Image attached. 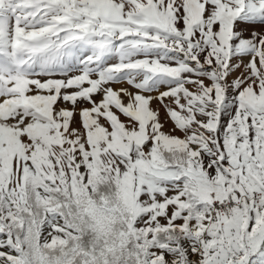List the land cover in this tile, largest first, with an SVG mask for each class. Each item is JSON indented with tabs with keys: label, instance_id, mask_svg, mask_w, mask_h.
<instances>
[{
	"label": "snow or ice",
	"instance_id": "snow-or-ice-1",
	"mask_svg": "<svg viewBox=\"0 0 264 264\" xmlns=\"http://www.w3.org/2000/svg\"><path fill=\"white\" fill-rule=\"evenodd\" d=\"M0 264H264V0H0Z\"/></svg>",
	"mask_w": 264,
	"mask_h": 264
}]
</instances>
